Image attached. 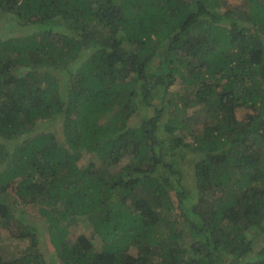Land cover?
<instances>
[{
    "label": "trees",
    "instance_id": "1",
    "mask_svg": "<svg viewBox=\"0 0 264 264\" xmlns=\"http://www.w3.org/2000/svg\"><path fill=\"white\" fill-rule=\"evenodd\" d=\"M1 18L25 32L0 39V264H264V0H0Z\"/></svg>",
    "mask_w": 264,
    "mask_h": 264
},
{
    "label": "rangeland",
    "instance_id": "2",
    "mask_svg": "<svg viewBox=\"0 0 264 264\" xmlns=\"http://www.w3.org/2000/svg\"><path fill=\"white\" fill-rule=\"evenodd\" d=\"M232 1L235 2L237 0H232ZM23 32H25V31H23L21 28L17 29V26H15V25L9 26L8 23H6L3 20V18L0 19V39H6V38H8V37H10L12 35H16V34L23 33ZM162 47H163V45L160 46V48H159L160 51H163L164 48H162ZM152 69H154V68H151L150 71L152 73H154V71ZM152 80L150 82V85L151 86H153V81ZM158 95H160V93H155L154 96H153V98H152V101L158 100L157 99V96ZM248 113H249L248 110L241 111L240 112V115H239V118H241V119L242 118H246ZM130 123L131 124L132 123L133 124H137V123H139V121H133L132 120ZM54 126H55V124L52 123V126L51 127H54ZM88 158H90V157L89 156H84V160L86 162L88 161ZM184 166H187L188 167V163H186ZM116 168H118V167H114L113 169H116ZM18 213L21 215L22 214L21 213V210H19ZM36 213H37V210H34L32 207L31 208H27L26 215L28 217L34 219L35 216L37 215ZM20 215H19V217H20ZM83 220H84V218H80L79 219V224L76 226V228H74L71 231V235L72 236H76L77 233L79 232V229L80 228H83V226L85 224L83 222ZM16 225H17V223L15 222V219L14 218H10L9 220H3L2 221V225H1V232L2 233L1 234H2V237H3V244L5 245V247L3 248V253L6 256H10L11 254L16 253V252H17V254L20 255L23 252V249H25L26 246H27L26 245L27 244L26 242H20V244H19L18 241H17V239H14L13 238L14 236H13L12 228L13 227H16ZM44 237H45V241L44 242H41L40 246H42V249L45 252H50V251L53 250V246H52V244H51L50 239L48 238V236L45 235Z\"/></svg>",
    "mask_w": 264,
    "mask_h": 264
}]
</instances>
